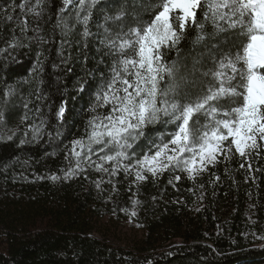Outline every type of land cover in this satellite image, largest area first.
<instances>
[{
	"label": "trees",
	"instance_id": "1",
	"mask_svg": "<svg viewBox=\"0 0 264 264\" xmlns=\"http://www.w3.org/2000/svg\"><path fill=\"white\" fill-rule=\"evenodd\" d=\"M35 2L0 0V264H264V141L257 139L259 147L245 157L233 147L195 179L168 170L136 182L123 170L111 174V163H104L108 172L92 163L65 178L76 168L72 142L86 138L93 115L109 111H90L112 66L101 40L105 27L115 25L105 24L104 16L124 11L122 22L131 23L133 12L150 20L159 9L153 7L157 0H99L91 9V34L84 37L73 0L62 14L72 17L64 37L56 26L63 0H44L39 20L28 11ZM206 12L201 0L196 18L203 32L188 27L167 53L182 70L194 62L199 71L214 67L213 58L234 54L245 39L225 21H218L224 31L213 35ZM198 33L204 39L196 42ZM172 128L149 126L129 151L143 156L161 135L166 142ZM92 161L101 163L97 155ZM107 218L137 229L130 248L91 236Z\"/></svg>",
	"mask_w": 264,
	"mask_h": 264
},
{
	"label": "snow or ice",
	"instance_id": "2",
	"mask_svg": "<svg viewBox=\"0 0 264 264\" xmlns=\"http://www.w3.org/2000/svg\"><path fill=\"white\" fill-rule=\"evenodd\" d=\"M98 2L89 0L82 17L86 0H78L79 7L74 9L76 23L84 26V37L91 34V9ZM204 2L208 5L205 19L210 14L216 28L213 35L224 31L218 21H225L228 29L238 30L245 39L234 54L222 53L218 62L213 58L214 67L203 71L197 69V62L191 70H182L177 60L166 59L167 53L185 39L188 27L203 32L196 18L201 0H157L153 7L159 11L150 20L133 12L131 23L122 22L124 11L104 16L105 24L112 21L115 25L113 29L105 27L101 40L112 58V66L109 78L96 91V103L90 111L95 113L104 107L109 111L106 115H93L86 124V138L72 142L76 168L66 172L65 178L77 170L84 171V166L92 163L97 170L108 172L104 163H111V174L123 170L133 174L136 182L168 170H179L195 179L233 147L245 157L248 150L259 147L257 139L264 141V0ZM63 3L56 26L67 37L72 17L62 14L73 0ZM43 4L44 0H36L28 9L36 20L42 16ZM24 7L25 4L20 5ZM26 29L25 21L21 31ZM199 33L196 42L204 39ZM227 69H231V74H226ZM11 94L10 89L5 95ZM224 101L236 106L224 107ZM64 112L61 104L57 116L62 117ZM158 123L173 126L169 139L165 142L161 135L160 143L153 142L143 156L130 152L145 137L146 129ZM93 155L101 163L92 161Z\"/></svg>",
	"mask_w": 264,
	"mask_h": 264
},
{
	"label": "rangeland",
	"instance_id": "3",
	"mask_svg": "<svg viewBox=\"0 0 264 264\" xmlns=\"http://www.w3.org/2000/svg\"><path fill=\"white\" fill-rule=\"evenodd\" d=\"M138 231L127 222H119L115 218H107L98 222L91 236L118 248H130Z\"/></svg>",
	"mask_w": 264,
	"mask_h": 264
}]
</instances>
